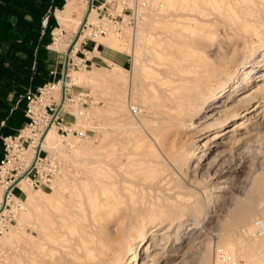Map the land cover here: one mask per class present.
Returning <instances> with one entry per match:
<instances>
[{
	"label": "bare ground",
	"instance_id": "bare-ground-1",
	"mask_svg": "<svg viewBox=\"0 0 264 264\" xmlns=\"http://www.w3.org/2000/svg\"><path fill=\"white\" fill-rule=\"evenodd\" d=\"M76 1L66 0L61 10L55 11V17L60 24L73 22L74 32L80 29L87 11V4H84L83 11L80 12ZM215 1L192 0L194 6L201 5L202 8H206L212 4L214 9L213 2ZM217 2H221V5L218 4L219 9L217 7L215 9L216 13L218 11L217 14L213 12L218 20L214 24L215 31H213V26L212 29L210 27L215 17L209 12L212 20L204 16L205 21L203 20V23L199 24L198 30L194 27L195 29H192L189 34L187 31V33L185 32L188 39H181L179 31H175L173 35V38L176 37L175 42L173 41L175 44L171 45L172 40H170L169 44H171L166 43L167 46L162 51V54L163 52L168 53L170 60L167 59L169 62L162 61V65L163 63L169 64L160 67L165 66L160 70V74L168 76L171 84L165 89L163 87H161L162 90L158 89L161 92L155 105V114L153 113L156 118L152 121L153 123L148 120L151 123L147 128V131L150 132L148 135H151L150 137L157 144L156 148L159 149L157 159L153 157L154 160H149L148 165H145L144 163L147 164L148 161L146 155L147 161L140 162V167L141 165L143 167L140 169L151 174L150 180L142 179L143 173L138 174L141 171L136 170L140 175L136 180L140 178L141 180H134V185L131 188L128 187V184L131 186L132 182L126 186L125 178L122 177L126 171L118 170V168L120 169L119 166H116L118 159L115 161L113 159L116 158H107L108 160L100 162L104 164L103 167L107 166L112 172L114 171L112 173L114 176L109 175L106 182H100L104 178L106 179L104 175V178L101 177L102 180L94 185V190L91 189L92 194L85 192L81 196L85 201L83 206H77L67 201L61 205L51 204L47 207L39 204L34 205L31 201L24 202L23 206L33 214V220L28 224L30 232L27 235H22L24 228L22 229L20 233L22 239L14 237L12 233L13 237L7 240L9 244L11 241L13 242L12 249H10L14 254L12 259L15 263L12 261L11 264H156L158 254L151 255L152 252H150V240L154 238L156 228L164 222L170 224L173 221H181L184 216L189 217L188 219L193 220L192 222L198 221L201 224L206 217V211L203 208V199L201 200L196 192L199 190L195 191L194 189L210 184L211 187L206 191L207 195L210 199L216 200L217 196L213 193L225 189L221 184L228 180V177L225 176L228 171L246 173L247 176L243 180H238L245 186L240 187L245 189V202L236 205V209L228 211L230 222L226 219L224 221L228 222H223L220 225L218 245L222 246L221 249L224 250L230 240L229 237L236 235V239L239 240H237V244L240 246L235 253L236 256H242L247 260L246 264H251L252 261L260 264L258 262L263 261L261 253L264 252V229L261 234H257L254 226L257 219H252L258 209L264 208V188L262 187L264 182L261 178L263 174L257 178L252 176L253 167V170L249 171L250 173L245 172L250 161L248 158L249 145L247 143H244L243 146L239 145L244 139H247V134L242 133L240 136H236V133L244 128L241 126L244 124L241 121L244 117L247 116L246 120L248 121H257L264 116V83L252 88H245L252 81V68L258 62L255 60V53L260 51L262 59H264V0H221ZM189 5L192 4L189 3ZM73 13H78L77 18H73ZM91 18L92 14L88 13L86 19L90 20ZM202 28L208 29L201 30ZM58 31V29L53 31L54 37L56 36L55 40L59 38ZM144 31L142 29L141 33ZM145 33L140 38V47L149 44L146 42L147 36L145 35L147 33ZM149 38L148 42H150ZM104 43L106 42L104 41ZM107 46L112 49H122L123 47L115 41ZM168 46L169 48H167ZM77 48L78 43L74 45L72 51L74 52ZM136 49L137 46L131 50L133 55L136 53ZM66 50L67 46L65 52ZM165 56L164 58H169ZM245 61L249 65L245 66ZM240 65L241 68L238 70ZM113 67L126 71L117 64ZM70 71V69L67 71L70 79H65L64 87L91 78L87 75L71 74ZM236 73L239 74L236 75ZM115 74L111 75L109 79L112 86H116L118 81H116ZM61 85L60 79L53 92V100L56 102L53 113L57 111L60 104L58 112L66 107L65 97L61 103ZM236 85L241 89L245 86V91L238 98H233L231 97L232 93L240 90ZM230 88L233 89L230 91ZM226 92L229 95H224ZM223 97L221 103L212 106L214 99ZM251 101H255V105L248 108ZM241 108L244 109L242 112H240ZM53 113L47 114L41 120V131L37 134L33 145L22 154L17 155L18 159L23 161L22 167L17 168V173L13 176L16 178L15 181H5L1 186L0 207L4 196L6 198L12 188L28 185V179L23 174L29 170L37 150L49 149L51 152L56 151L59 154L62 151L60 143L56 140ZM234 119L240 121L231 125V128L227 127L226 125ZM149 139L150 142H153L151 138ZM141 143L144 144V142ZM150 144L148 145L150 146ZM140 146L142 147V145ZM120 148L122 149V146ZM113 150L115 151V149ZM145 150L148 149L145 148ZM115 152L112 154L116 155ZM109 153L111 154V150ZM143 154L145 155L146 152ZM210 154L214 155L210 160H207ZM122 157L123 155L120 156V158ZM126 160L128 159L126 158ZM131 164L129 165L130 169L132 168ZM121 167V170L127 169L126 165L125 169H123V165ZM116 171L118 173L115 174ZM5 173L6 170L2 169L0 178H3ZM125 174L129 175V172L127 171ZM134 174L132 175L134 176ZM176 175L182 178V183H180L181 181L176 182L178 180ZM127 176L126 178H128ZM128 179L130 180V178ZM171 181L178 185L172 184ZM171 185L184 187L189 192L185 194L182 188L177 187L175 190ZM27 194L29 197L32 196L30 190L27 191ZM201 197L203 196L201 195ZM230 203L227 202L228 205ZM260 218H262L261 222L264 227V216ZM162 248H158V250ZM216 252L218 250L215 251V256H217L214 258L213 264H228L230 262L225 255L226 250L218 254ZM229 258L234 259L235 256ZM198 264H209V257L204 254Z\"/></svg>",
	"mask_w": 264,
	"mask_h": 264
},
{
	"label": "rangeland",
	"instance_id": "rangeland-1",
	"mask_svg": "<svg viewBox=\"0 0 264 264\" xmlns=\"http://www.w3.org/2000/svg\"><path fill=\"white\" fill-rule=\"evenodd\" d=\"M216 1L213 2L214 7L215 9L216 7L219 9L220 6L218 4L221 5V2L216 3ZM76 2L79 6L78 10L80 12L83 11V6L85 4L84 0H77ZM156 2H159L158 6L151 13V16L143 27V31L145 30L144 32L148 34L147 35L145 33V36H147L146 42L149 44L147 46L145 45V47H140V38L142 34H144V32H140V37L136 42L137 54L135 53L133 55L132 52L125 46L123 41L117 39L111 34H108L97 40L99 50L105 48V53L112 54L114 56L118 55L120 56V59L124 60V68L126 71H121L113 67V65L111 64L101 62L96 52L93 54L91 52H84L85 55L79 52L77 53V58L86 57L87 59H89V61L91 62V66L85 69L74 66L70 69V73L87 75L91 78L84 80L85 82L83 80H80L78 81V84L76 83L74 85L72 84L70 86H67L68 100L66 101V107L64 109H61L62 111H59L58 114L60 113L59 116L63 118L64 124L67 123V127H71L74 130L83 131L85 133V136L78 137L75 135H68L62 138L60 136V132H57V129L55 127L57 137L56 140H58V142L60 143L62 151L59 154V152L56 151L51 152L49 149L45 150L51 152L52 157L55 159L57 165L59 166V173L55 177L50 178V180L45 184L35 186L34 184H31L30 181H28V185L24 184V187L19 186L20 189L15 187L12 190V197L8 202V207L4 214L0 216V264H11L14 260L12 259L14 254L11 251L13 242L11 241L12 243L10 242L9 244L7 243V240H9L10 237H13V234L14 237L22 239L23 234L27 235L28 232H30L28 224L33 220V214H31V212H29V210L23 206L24 202L31 201V203L34 205L39 204L41 206L45 205L47 207V205L51 204L61 205L62 203L67 201L77 206H83L85 201L81 196H83L85 192H91L92 194V190H94L93 187L96 183H99V180H102L104 177H106V179L104 178L102 181H100L106 182L109 175L114 176L112 174L114 173V171L112 172L110 168L105 166L107 168L106 169L105 167H103L104 164L100 162L105 161L107 158H116L113 160L116 161L118 159V162L121 160L123 161L124 159L126 160V158L128 159L126 160L128 163L125 160L123 161V163L122 161L119 164L118 162L116 163V166L120 167V169L118 168V170L124 172L128 171L129 175H131L129 176L128 174H125L126 172H121L123 173L122 177L125 178L124 184H126V186L129 185L128 187H133L135 181L141 180V178L136 180L137 176H140L138 174L141 173H143L141 176L142 179L145 178L147 181L150 180L151 174L149 172L145 173L144 170L142 171L140 169L142 167V165L140 167V162L143 160L142 163H144V161L147 159V164H144L148 165L149 160L152 161L151 159H153V157L154 159H157L159 149L156 148L157 144L154 143L152 137H150L151 135H148V133L150 134V132L149 130L147 131V128L151 124L149 121L152 122L156 118V115L154 116L153 113L155 114V105L158 101V95L160 96V90H162L161 87L165 89L171 84L170 78L168 76L162 74V76L165 77L163 79L160 74V70L165 68V66L162 68L160 67L166 64L163 63L162 65V61L166 60L167 62H169L170 60V56L167 55L168 53L163 52L162 54V51H164L163 49L165 48V46H167L166 43L169 44L170 40H172V44L170 43L171 45L175 44L174 40L176 39V37L173 38L175 31H179L182 37L181 39H188V35L186 33L188 32L189 34V32L195 28L196 30H198V28L200 27L199 24L203 23L202 21L205 17L212 20V16H216L213 15L216 13V10L212 7V4V6H208L209 8H202L201 5L194 6L192 0H156ZM189 3H191L192 5L190 6ZM207 12L212 13V16ZM190 15L193 17V19H191L192 17ZM77 16L78 13H73V18H77ZM55 20L57 23L55 29L59 30V38L54 41V44H52L51 41L50 45L52 44V46L49 50V53L58 63V75L56 76L55 80L59 81L61 78L65 47L69 39L74 34V24L73 22L60 24L57 21L56 17ZM215 22H218L216 17L212 20L213 24L211 23L212 25H210L211 29L214 27ZM214 28L213 31L216 30V28ZM204 29L202 28L201 30ZM201 30L199 31L202 32ZM171 31L173 34L171 33ZM148 38L150 39V42H148ZM104 41L106 43H104ZM113 41L121 44L123 46L122 49L109 48L107 45ZM101 44L104 45V47L101 46ZM167 48H169V46ZM85 49L91 51V49L88 48V45ZM161 55H167L165 57L169 58H164V56L162 57ZM262 58L263 57L261 56L260 51L255 53V60L258 62L253 65L251 72L252 81L250 82V84H248L247 87L244 86L246 89L264 83V59ZM246 62L247 61H245L244 63L245 66L249 65ZM168 64L169 63H167L166 66ZM240 68L241 65L238 66V70ZM107 69L109 70V73ZM112 73H116V81L118 80V85L116 84V86H112L111 82L109 81L110 76L113 75ZM239 73H236V75H238ZM67 79L69 80L70 78L67 77ZM244 87L243 89H241L239 86H237V88H240V90H238V92H233L231 97L238 98V96L245 91ZM232 89L230 88V91ZM224 95H229V93L226 92ZM223 99L224 97L220 99H214L212 106H216L218 103H221ZM54 103L56 102L53 101V95L50 92H47L46 89L42 90V93H38L36 97L32 99L31 107L33 113H29L31 118H27L25 116L27 109L26 108L24 111V116L27 119V123H25L23 127L18 130L14 136H12L11 140L7 141L8 146H5L4 142L2 141L3 157L4 155L6 156V159L4 160V167L7 168L5 170L8 171L11 169V167H16L18 169L19 167H22L23 161L21 162L19 159L17 160V155L22 154L26 149H28V147H31L33 145L36 136L41 129V120L46 113L51 114L53 112L55 108ZM254 105L255 101H251V103L248 104V108H251ZM130 106H136L138 108V116H134L130 113ZM50 108L52 110H50ZM44 110L46 111V113H44ZM243 110L244 109L241 108L240 112H242ZM246 119L247 116L241 119V121L244 122V124L241 125L244 127L242 129L244 131L240 130L236 133V136H240L242 133H244V135L245 133L247 134V139H244V142L242 141L243 143L241 142L239 145L243 146L244 143H247L249 145L248 158L250 159V161L248 168L250 169L248 170L247 168L245 172H249L254 168L251 175L257 178L258 176L263 174L261 178L264 182V116L257 121H248ZM141 121H145L148 123L143 124V122ZM239 121L240 120L234 119L230 121L226 126L230 127L231 125ZM144 137H146V139H144ZM148 137L151 138V141L153 142H150V139ZM141 139H143L144 141H142ZM141 142H144V144ZM148 142L151 143L150 146L148 145ZM152 143L155 145H153ZM140 145H142L144 150ZM121 146L122 149L120 148ZM138 146H140L141 148ZM145 148L148 150H145ZM113 149H115L116 152ZM110 150L111 154L109 153ZM112 151H114L116 155H113L114 152ZM143 152H146V154L144 155ZM117 153H119L120 155L118 154V156ZM110 155L112 156L110 157ZM122 155L123 157L120 158V156ZM146 155L147 158L145 159ZM213 155L214 154H210L207 157V160H210ZM107 156H109L110 158ZM149 156H151L152 158H150ZM130 164L132 165L131 169L129 168ZM122 165L123 169H125V165L127 169L121 170ZM132 169H135V171H133ZM136 170L141 172L139 173ZM130 171L134 172L136 175ZM14 173L15 171H13L12 173H5V176L3 178H0V188L5 181H10L12 179V177H10V174L12 175ZM116 173L118 172L116 171L115 174ZM132 174H134V176L136 177H134ZM123 175H128L127 177L130 178V180ZM228 175L231 177H229ZM225 176L228 177V180L226 181V183L221 184L225 187V189L220 192L215 191L213 193V195L217 196L216 200L210 199L207 195L206 191L209 189V187H211L210 184H208L206 187L196 186L197 188L195 187L196 189H194L195 191L199 190L196 192L200 196L201 200L203 199L202 201H204L203 208L205 209L204 211H206V217H204L203 222H201L202 226L200 222H192L193 220H189V217L187 218V216H184L181 221H173V224L164 222L156 228L154 233L155 236L154 238H152V240H150V252L153 253H151V255H154L155 253L158 254V260L156 264H198L204 254L209 257V264H213L215 260L214 258H216L217 256H215L216 250H218L216 254L226 250L225 255L231 263L233 261L235 264H246L247 260H245L242 256H236L235 254L240 247L239 244H237L239 240L236 239V235L233 237H229L230 240H228L229 242L224 250L221 249L223 248L222 246L218 245V229L223 222L227 223L229 221L228 219L230 216L228 217V215H230V213L228 211H231L233 208L236 209L238 205H241L245 202V189H241L245 186L244 184H240V181L238 180H243L245 176H247L246 173H233L231 171H228ZM175 177L176 179H178L176 180V182L181 181L180 183H182V178H180L178 175H176ZM131 182L132 184L130 186V184L128 183ZM176 182L171 181L172 184L178 185L176 184ZM175 185L171 186L172 188L177 190L176 188L180 186ZM234 185L236 186V188ZM262 187L264 188V185H262ZM180 188H182L185 194L189 192L184 187ZM29 190L32 195L31 197H29V195L27 194V191ZM200 191H203L202 194ZM201 195L203 197H201ZM205 196H207L208 198ZM227 202H231L232 205L231 203L230 205H228ZM24 210H26L27 212H24ZM255 214L256 215L253 216L254 218L252 219L262 220V218L260 217L264 216V208L258 209ZM226 219L228 220L227 222L224 221ZM252 219L251 221H253ZM23 228L25 231L23 230V233L21 235L20 233L22 232ZM158 248L162 249L158 250ZM8 254L11 256H9ZM261 254L263 256V261L258 263L263 264L264 252H262ZM233 255L235 256V258ZM229 257H232L234 259H230ZM254 262L255 264H257L256 261H252L251 264H254ZM13 263L15 262L13 261Z\"/></svg>",
	"mask_w": 264,
	"mask_h": 264
},
{
	"label": "built area",
	"instance_id": "built-area-1",
	"mask_svg": "<svg viewBox=\"0 0 264 264\" xmlns=\"http://www.w3.org/2000/svg\"><path fill=\"white\" fill-rule=\"evenodd\" d=\"M89 1H90L89 13L92 14V18L90 20L86 19L82 25L80 34L78 35L76 42L74 43V45L78 43V48L75 49L73 52L72 51L74 47L73 45L70 50V53L68 55L67 70H66L67 77H68L67 71L73 68L74 66L84 69L91 66V62L89 61V59H87L86 57L77 58L76 57L77 53L79 52L83 55H85V53H89L85 49L88 43H93L97 45V40L108 34H111L115 36L117 39L123 41L125 46L130 51L133 50L136 46L139 33L141 32L145 23L151 16V13L154 11V9H156V7L159 4V2H156V0H84V3L87 4V8ZM54 14L55 11L53 15ZM45 25H46V19L42 21V26ZM53 31L54 30L52 29L51 31L52 44H54L55 41ZM75 35L76 32H74V34L66 44L67 48L72 43ZM52 44L51 45L49 44L47 46L48 50L51 49ZM65 53L66 52L64 51V56ZM52 74L54 75V72H52ZM58 82H59L58 80H52L44 84L42 87H39L36 93L27 92L25 96V99L27 101L26 104L27 109L25 116L27 118H31L29 113H33L31 107L32 99L36 97L38 93H42V90L44 89H46L47 92H50L53 95V92L56 89L55 85ZM64 89H65L64 97H65V101H67L68 100L67 87H64ZM54 104L56 106V103ZM50 110L52 109L50 108ZM44 113H46L45 110ZM130 113L134 116H137L138 108L136 106H130ZM59 114L55 117L53 123H54V127H56L57 129V132H60V136L62 138L68 135H75L78 137L85 136V133L83 131L74 130L71 127H67L66 125L67 123L65 122L66 124H64V120L59 116ZM46 115L47 113L45 114V116ZM45 116H43V119ZM11 139L12 136L3 138L4 145L8 146L7 141ZM5 159L6 156L4 155V157H2V159L0 160V171L2 169L7 168L4 167ZM59 170H60L59 166L57 165L55 159L52 157L51 152H48L45 149H39L37 155H35V159L32 162L29 170L25 174H23V176L26 177L31 184L37 186V185L45 184L47 181L50 180V178L55 177L59 173ZM13 171H15V173L12 175L10 174V177H12L11 180L15 181L16 178L13 176L17 173L16 167H11L10 170L8 171L6 170V173L8 172L12 173ZM14 188H12L10 193L6 195L5 204L3 207L4 209L0 212V216H2L6 211L8 207V202L11 200L12 197V190ZM254 226L256 233L261 234L264 227L260 219H257L254 222ZM228 264H235V263L232 261V263L228 262Z\"/></svg>",
	"mask_w": 264,
	"mask_h": 264
},
{
	"label": "trees",
	"instance_id": "trees-1",
	"mask_svg": "<svg viewBox=\"0 0 264 264\" xmlns=\"http://www.w3.org/2000/svg\"><path fill=\"white\" fill-rule=\"evenodd\" d=\"M0 9L11 11L18 17V27L13 31L12 37L16 43L11 52L16 58L18 64L15 65L16 76L17 71H24V83L17 80L19 85L24 84L23 98L20 101V107L23 112L14 115L15 124H22L20 130L27 119L24 116L27 101L25 96L29 90L30 93H36L39 87L52 80L48 70L47 49L46 46L51 43V31L56 27V20L53 15L55 9H61L65 0H3ZM29 16L28 19L22 16ZM46 19V25L42 26V21ZM1 57H5V52L0 53ZM24 55V59H22ZM30 70L31 81L28 86L27 72ZM58 79V78H57ZM28 86V87H27ZM28 89V90H27ZM27 90V91H26ZM22 91V90H21ZM23 114V117H22ZM17 130V131H18ZM16 131V132H17ZM15 132V133H16ZM15 133L8 135L14 136ZM7 136V137H8ZM3 147V146H2ZM3 154L0 158L2 159Z\"/></svg>",
	"mask_w": 264,
	"mask_h": 264
},
{
	"label": "crops",
	"instance_id": "crops-1",
	"mask_svg": "<svg viewBox=\"0 0 264 264\" xmlns=\"http://www.w3.org/2000/svg\"><path fill=\"white\" fill-rule=\"evenodd\" d=\"M3 2V0H0V6L3 5ZM56 10L59 9H55L54 11ZM18 17L11 11H4L3 9H0V53L5 52L4 58H2L0 54V158L3 154V138L15 133L22 126V124H15L14 115L16 113L20 114L21 112H23L19 104L21 99L23 98L22 93L25 88L24 84L19 85V82L17 80L24 83L25 73L24 71H22L20 75V72L17 71L18 74L16 76L15 65L18 64V61H16V58L13 57L11 52H8L13 50V46L16 43L15 38L12 37V33H14L13 31H15V29L18 27ZM22 18L28 19L29 16L23 15ZM47 46V60L49 62L48 70L50 76L52 77V80H55L56 76L58 75V63L49 53L50 51L48 50ZM101 46L104 47V45L102 44ZM88 48L91 49V51L86 50L87 52H96L97 54H99L98 58L101 62H106V64L108 63L113 66L117 64V66L125 69L124 60L120 59V56H114L112 54L105 53V48L99 50L98 43L97 45L88 43ZM24 57L25 56L22 55V59H24ZM52 72H54V75L52 74ZM30 81L31 74L29 70L27 72L26 80V83L28 82V86L30 84Z\"/></svg>",
	"mask_w": 264,
	"mask_h": 264
},
{
	"label": "water",
	"instance_id": "water-1",
	"mask_svg": "<svg viewBox=\"0 0 264 264\" xmlns=\"http://www.w3.org/2000/svg\"><path fill=\"white\" fill-rule=\"evenodd\" d=\"M89 7H90V1H89V4H88V8H87V11H86V14H85V16H84V18H83V20H82V24H81V27H80V29L76 32V35H75V37H74V39H73V41H72V43L69 45V47L67 48V50H66V53H65V56H64V61H63V66H62V72H61V81H62V96H61V103L63 102V99H64V82H65V79H66V70H67V62H68V55H69V53H70V50H71V48H72V46L74 45V43L76 42V39H77V37H78V35L80 34V30H81V28H82V25H83V23L85 22V20H86V17H87V15H88V13H89ZM60 106H61V104L57 107V111H54V113H53V117L52 118H55L56 117V114H57V112H58V110L60 109ZM37 153H38V150H37ZM37 153H36V155H37ZM4 204H5V196H4V199H3V201H2V205H1V208H0V212L2 211V209H3V207H4Z\"/></svg>",
	"mask_w": 264,
	"mask_h": 264
}]
</instances>
